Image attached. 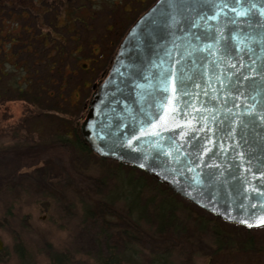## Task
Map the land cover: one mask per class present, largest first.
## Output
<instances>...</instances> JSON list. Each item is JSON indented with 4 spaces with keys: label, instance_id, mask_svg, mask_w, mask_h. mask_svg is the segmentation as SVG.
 <instances>
[{
    "label": "water",
    "instance_id": "obj_1",
    "mask_svg": "<svg viewBox=\"0 0 264 264\" xmlns=\"http://www.w3.org/2000/svg\"><path fill=\"white\" fill-rule=\"evenodd\" d=\"M78 125L95 155L226 223L263 226L264 0H155Z\"/></svg>",
    "mask_w": 264,
    "mask_h": 264
},
{
    "label": "rangeland",
    "instance_id": "obj_2",
    "mask_svg": "<svg viewBox=\"0 0 264 264\" xmlns=\"http://www.w3.org/2000/svg\"><path fill=\"white\" fill-rule=\"evenodd\" d=\"M154 1L0 0V40L11 44L0 63V264H90L97 230L82 223L86 204L138 179L148 187L142 200L155 192L175 202L177 263L264 264V231L251 251L215 253L198 228L210 213L131 165L50 147L57 117L79 124L121 38Z\"/></svg>",
    "mask_w": 264,
    "mask_h": 264
},
{
    "label": "trees",
    "instance_id": "obj_3",
    "mask_svg": "<svg viewBox=\"0 0 264 264\" xmlns=\"http://www.w3.org/2000/svg\"><path fill=\"white\" fill-rule=\"evenodd\" d=\"M57 120L59 127L53 132L50 147L71 148L84 154L92 153L83 141L76 122L64 117H57ZM153 180L161 184L155 178ZM137 181L139 183L137 187H116L107 196L97 199L92 206L86 204L82 223L89 224L97 230L96 250L87 256L90 264H179L172 258L180 244L175 239V234L181 231L173 198L154 192L142 200L141 194L148 187H143L141 180ZM163 188L175 195L168 187ZM140 202L143 205H140ZM117 204L121 205L122 209L116 208ZM210 217V222L201 219L198 228L212 241L215 253L224 249L236 250L238 247L251 251L255 246L253 234L264 231V225L256 228L243 227L228 224L211 214ZM238 232L244 236L239 243L230 236L232 233L237 235ZM141 246H145L146 249H142ZM56 261L63 264L58 257ZM211 264L215 263L212 261Z\"/></svg>",
    "mask_w": 264,
    "mask_h": 264
},
{
    "label": "flooded vegetation",
    "instance_id": "obj_4",
    "mask_svg": "<svg viewBox=\"0 0 264 264\" xmlns=\"http://www.w3.org/2000/svg\"><path fill=\"white\" fill-rule=\"evenodd\" d=\"M10 48H11L10 41H8L4 36H2V42L0 40V63L6 64L8 62L6 54L7 52H10ZM20 50L22 52L25 51L23 47H21Z\"/></svg>",
    "mask_w": 264,
    "mask_h": 264
},
{
    "label": "snow or ice",
    "instance_id": "obj_5",
    "mask_svg": "<svg viewBox=\"0 0 264 264\" xmlns=\"http://www.w3.org/2000/svg\"><path fill=\"white\" fill-rule=\"evenodd\" d=\"M143 166V165H142Z\"/></svg>",
    "mask_w": 264,
    "mask_h": 264
}]
</instances>
